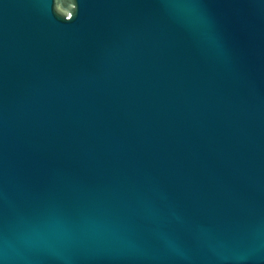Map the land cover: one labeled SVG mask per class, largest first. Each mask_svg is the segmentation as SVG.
<instances>
[{"label":"water","instance_id":"obj_1","mask_svg":"<svg viewBox=\"0 0 264 264\" xmlns=\"http://www.w3.org/2000/svg\"><path fill=\"white\" fill-rule=\"evenodd\" d=\"M0 264H264V0H0Z\"/></svg>","mask_w":264,"mask_h":264}]
</instances>
